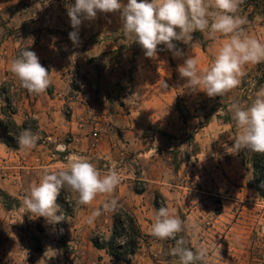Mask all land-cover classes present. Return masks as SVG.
I'll use <instances>...</instances> for the list:
<instances>
[{
    "label": "rangeland",
    "instance_id": "1",
    "mask_svg": "<svg viewBox=\"0 0 264 264\" xmlns=\"http://www.w3.org/2000/svg\"><path fill=\"white\" fill-rule=\"evenodd\" d=\"M74 3L75 0H0V109L5 114L4 122L12 116L10 110L18 111L27 98V91L9 70L11 61L29 48L37 51L40 63L50 73L51 60L45 59L44 54L53 56L56 51L50 46L57 42H72L67 8ZM239 15L247 17V34L264 42V0H244ZM200 37H204L200 32L193 33L191 49L175 42L185 52L184 57H174L162 44L155 58H147L138 43L121 34L119 12L98 13L94 20H83L80 25L77 48L104 43L94 50L93 58L97 60L98 73L104 75L101 82L115 87L114 97H122L124 90L140 85L128 102L137 107L135 123L109 126L117 136L116 169L123 168L135 188L145 190L144 199L150 205L138 213L128 210L137 218L142 239L137 254L130 253L128 239L126 244L116 240L121 247L117 252L126 256L119 260L123 264H178V258L169 254L175 241L149 234L159 195L161 205L175 209L184 222V231L177 238L187 241L193 251L205 247L207 264H264V198L251 187L252 172L242 162L243 149L235 152L232 148L238 129L229 111L234 101L249 105L264 87V62L245 65L246 75L241 77V83L222 97L209 98L202 91L193 92L185 86L186 78L179 76L178 66L189 54L198 58L199 67L208 66L227 39L220 34L204 37V41ZM38 44H45L48 50L35 51ZM82 65L79 62L76 70L81 72ZM75 82L72 79L74 87ZM70 111L67 105L64 115L70 117ZM26 122L33 133L39 134L37 143L48 140V134L38 130L33 117ZM62 130L57 142L69 143L73 134L66 133L64 127ZM101 168L109 170L110 162ZM61 194L65 198L64 190ZM74 207L68 202L70 210L74 211ZM62 211L68 214L67 209ZM65 218L59 226L66 225L68 217ZM30 226L27 236L17 240V251L4 255L0 264L42 262L38 253L46 246L42 239L46 227ZM96 233L101 239L113 236V231L107 235L98 229L93 235ZM56 238L63 249L69 247L67 240ZM49 244L56 246L52 241ZM67 259L66 254L46 258L48 264H67Z\"/></svg>",
    "mask_w": 264,
    "mask_h": 264
},
{
    "label": "clouds",
    "instance_id": "2",
    "mask_svg": "<svg viewBox=\"0 0 264 264\" xmlns=\"http://www.w3.org/2000/svg\"><path fill=\"white\" fill-rule=\"evenodd\" d=\"M243 3L244 0H127V3L122 0H75L67 8L73 29L69 39L73 44L79 43L83 20H94L98 13L116 12L120 15L121 34L138 43L147 58H155L162 44L174 57H184L185 52L175 42H182L191 49L193 33L197 31L205 38L223 35L227 39L208 66L199 67L198 58L189 54L177 69L179 76L186 78L185 86L191 91H202L209 98L222 97L241 83V77L246 75L245 65L264 62V42L247 34L244 27L247 17L239 15ZM9 70L28 94L39 95L52 84L48 69L29 48L20 51L11 61ZM229 111L238 129V135L233 136L235 152L246 149L264 154V87L255 93L249 105L242 106L234 101ZM16 139L20 150H31L40 136L28 127L22 128ZM56 148L60 152L67 151L64 144H57ZM66 161L56 170L40 169L38 181L26 191L22 204L25 213L32 218L43 217L48 224H59L66 219L57 204L61 190L65 191V199L70 204L88 206L99 195L111 197L121 182L115 165L102 173L85 157L69 155ZM120 207L117 199H106L101 208L91 211L86 223L92 224L102 213L116 214ZM184 227L175 209L162 204L154 213L149 234L160 240L175 241L169 254L178 258V264H207L205 247L193 251L187 241L177 238ZM117 243L126 244L127 239L121 236Z\"/></svg>",
    "mask_w": 264,
    "mask_h": 264
},
{
    "label": "crops",
    "instance_id": "3",
    "mask_svg": "<svg viewBox=\"0 0 264 264\" xmlns=\"http://www.w3.org/2000/svg\"><path fill=\"white\" fill-rule=\"evenodd\" d=\"M103 44L89 43L86 48L79 49L77 44L63 40L50 46L56 51L53 56L44 54L45 59L51 60V86L39 95L25 93V102L20 104L16 114H12L20 126L24 125L26 119L33 117L38 130L48 134V140L44 143H37L31 150L10 147L3 140L5 114L0 109V260L4 255H12L17 251V240L27 236L29 225L31 229L41 225L46 227L42 236L46 246L38 253L42 261L40 264H48L47 256L56 254H66L67 264H123L114 259L107 249L96 247L92 240L94 230L111 234L115 214L102 213L92 224L86 223L91 211L101 208L106 199L115 198L122 208L135 213L150 206L149 201L144 199L145 192L136 191L123 168L116 169L121 182L111 197L99 195L91 205L75 206L73 216L67 218L64 226L48 224L43 217L32 218L29 213H25L22 204L30 185L38 181L39 170L45 167L56 170L64 166L69 155L87 158L102 173L108 170L102 169V165L107 166L110 162L112 167L117 163L114 160L117 136L110 132L109 126L135 123L134 111L137 107L128 102L138 93L140 85L124 90L122 97H114L115 87L101 82L104 75L98 73L97 60L93 58L96 56L94 50ZM44 45L38 44L34 50L45 53L48 47ZM78 61L83 64L81 72L76 70L79 68ZM75 75L78 78H74ZM72 79L76 81V89ZM67 105L71 108L70 117L64 115ZM153 121H157V118L153 117ZM62 127L66 133L73 134V139L64 144L69 149L67 153L56 148L57 144H62L57 142L58 135L63 133ZM39 232L43 235L41 230ZM55 235L67 240L69 247L63 249L58 238L55 240ZM51 241L56 246L49 244ZM50 259L53 260L52 257Z\"/></svg>",
    "mask_w": 264,
    "mask_h": 264
},
{
    "label": "trees",
    "instance_id": "4",
    "mask_svg": "<svg viewBox=\"0 0 264 264\" xmlns=\"http://www.w3.org/2000/svg\"><path fill=\"white\" fill-rule=\"evenodd\" d=\"M72 0H67V3ZM204 41V37H200ZM11 114H16L17 111L10 110ZM29 124L24 123L23 126H18L17 122L12 116H9L8 120L2 123V136L5 143L10 147L19 149V145L16 136L22 131V128H28ZM241 158L244 166L252 172L251 187L255 189L264 198V154L253 153L246 149H243ZM138 193H144L145 190L135 188ZM162 196H158L155 200V207L158 209L161 206L160 199ZM57 204L60 205L61 210L67 209L68 214L65 216H73L74 211L68 208V202L62 197L60 192L57 198ZM124 236L128 239V247H130L132 254H137L142 239V232L140 230L137 218L128 210L120 207L118 213L114 215V228L113 236L110 240L101 237L96 233L92 240L96 247L100 249H107L112 257L116 260H125L124 255L117 252L121 247L117 245V238Z\"/></svg>",
    "mask_w": 264,
    "mask_h": 264
},
{
    "label": "built area",
    "instance_id": "5",
    "mask_svg": "<svg viewBox=\"0 0 264 264\" xmlns=\"http://www.w3.org/2000/svg\"><path fill=\"white\" fill-rule=\"evenodd\" d=\"M95 136H97V133H95ZM66 202H68L66 199H65ZM133 257V255L130 256V258Z\"/></svg>",
    "mask_w": 264,
    "mask_h": 264
}]
</instances>
